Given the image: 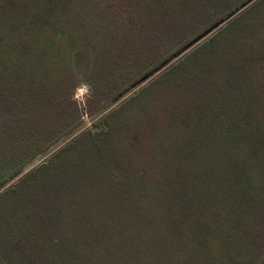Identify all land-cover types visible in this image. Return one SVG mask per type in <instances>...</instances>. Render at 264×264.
Wrapping results in <instances>:
<instances>
[{
	"label": "trees",
	"instance_id": "obj_1",
	"mask_svg": "<svg viewBox=\"0 0 264 264\" xmlns=\"http://www.w3.org/2000/svg\"><path fill=\"white\" fill-rule=\"evenodd\" d=\"M227 1L0 0V182L80 123L77 87L94 113L246 0ZM250 31L264 50V0L0 192V264H264V65L211 45ZM243 180L250 210L222 194Z\"/></svg>",
	"mask_w": 264,
	"mask_h": 264
},
{
	"label": "rangeland",
	"instance_id": "obj_2",
	"mask_svg": "<svg viewBox=\"0 0 264 264\" xmlns=\"http://www.w3.org/2000/svg\"><path fill=\"white\" fill-rule=\"evenodd\" d=\"M235 1L236 0H228L226 5H230V4L234 3ZM253 1H255V0H248L244 4V6L242 8H239L233 15L230 14V15L226 16L225 18H223L222 20H220L217 27L210 30L209 33L204 35L196 43L199 44L201 41L207 40L208 37L212 33H214L219 27L225 25L232 17L237 15L241 10H243V8L248 6ZM231 40H232L231 44L236 43V46L241 48V50L238 49L237 51H235L236 55L233 58L237 59L240 56V54H244L245 55V61H246L247 65H254V66H259V67L264 65V50L261 47L262 41H260L255 35H253V33H251V31H250V34H249V32H247V34L244 37L242 36V38H239V36H237V35L235 36V39L233 37H232V39L230 37H229V39H227V37H222V36L214 37L211 45L214 46V45L218 44L219 42L228 43ZM197 44H195L194 46L193 45L190 46L189 48L185 49L183 52H181L177 56H174V58H172L171 61H168V63L163 68L159 69L158 71H156L152 75L143 79L139 84L131 86L129 88L127 87V89L124 91L123 94H121L119 96L118 99L111 101V102H108V103H104L100 107L99 110L95 111L92 114H87L85 111V105L87 103V100L90 98L89 88L85 85H80L79 87H77L75 89V91L73 92L72 98L77 102L78 106L81 109V112H82L81 121H80L81 123L79 125H77L76 127H74L72 130H70L69 132H67L66 134H64L63 136H61L58 140H56L54 143H52L50 146H48L45 150H43L39 154L32 157L29 161H27L25 164L20 166L16 171L8 174L3 179V181L0 183V192H2L4 189H6L7 187L14 184V182L16 180H18L20 177H22L23 175H25L26 173L31 171V169H33L34 167H36L39 164H41L42 162H44V160H47L52 155V153L54 151H56L61 146H63L64 144H66L67 142H69L70 140L75 138L83 130L89 129V128L93 131L98 130L100 128L103 116L105 114H107L112 108H114L118 102L120 103L122 100L126 99L130 95L135 94V92L138 91L140 88H142L146 83H148L149 80H151L154 76L160 74L166 66H168V65L170 66V65L176 63L186 53H188L191 49H193ZM222 59H223V57H222ZM248 59H249V62H248ZM250 62H252V63H250ZM136 66H138V68H141V67H144L145 65H136ZM252 76H254V75H252ZM23 126H24V129L27 128L28 131H33V132H30L27 135H25V137H24L25 142H23V143H21V145H19L22 147V149L20 151V156H23V155L27 154L29 151H31L41 140V135L40 136L35 135V132H34L37 129H42V125L37 123L36 120L27 122ZM249 129H250V138L251 139L253 137L257 138V136H260L262 134L264 135V133L258 131V128L255 125H251V128H249ZM0 163H2V162L0 161ZM246 164H248V163H246ZM237 173H238V171L236 170L234 172V175H233L236 178H237ZM242 184H243L242 188H239L235 185L236 188L238 189L237 192L233 191V190H227V191L223 192L222 194L227 198H229V197L235 198V195H237V198L241 199L239 203H242L243 205L245 204L244 205L245 209L250 210L252 208L253 203L250 202L249 199L244 197V195H245L244 192L246 193L247 186L245 185L244 180H243ZM242 184H240V185H242ZM248 192L246 193L247 196H249ZM224 196L218 195V196H216V199L222 200L225 198ZM236 213H237V211H235V213L232 215V218H233V220H238L240 225H241V223H243L242 215L238 216V215H236ZM263 218H264V216H263ZM4 224L5 223H2L0 225H4ZM0 235H4L3 230L0 231ZM14 260H17L16 256H14ZM13 264H16V263L13 262Z\"/></svg>",
	"mask_w": 264,
	"mask_h": 264
},
{
	"label": "water",
	"instance_id": "obj_3",
	"mask_svg": "<svg viewBox=\"0 0 264 264\" xmlns=\"http://www.w3.org/2000/svg\"><path fill=\"white\" fill-rule=\"evenodd\" d=\"M248 0H246L245 2H243L237 9H235L231 14L233 15L239 8H242L243 6H244V4L247 2ZM223 19V18H222ZM222 19H220V20H222ZM220 20H218L216 23H214L211 27H209L207 30H205L203 33H201L200 35H198L197 37H195L194 39H192L191 41H189L187 44H185L184 46H182L180 49H178L177 51H175L173 54H171L169 57H167L166 59H164L161 63H159L158 65H156L155 67H153L152 69H150L148 72H146L145 74H143L141 77H139L137 80H135L134 82H132L129 86H127L128 88L129 87H131V86H134V85H137V84H139L143 79H145V78H147L148 76H150V75H152L153 73H155L156 71H158L159 69H161V68H163L167 63H168V61H171L172 60V58H174V56H177L178 54H180L181 52H183L185 49H187V48H189L190 46H194L195 44H197L196 42L198 41V40H200L204 35H206L207 33H209L210 32V30H212V29H214L215 27H217L218 26V23L220 22ZM169 66V65H168ZM168 66H166V67H168ZM165 67V68H166ZM164 68V69H165ZM163 69V70H164ZM162 71V70H161ZM157 76V75H156ZM156 76H154L153 78H155ZM152 78V79H153ZM127 87L125 88V89H123L120 93H118L115 97H113L111 100H109L108 102H111V101H114V100H116V99H118L119 98V96L121 95V94H123L124 93V91L127 89ZM137 92V91H136ZM135 92V93H136ZM107 102V103H108ZM119 103V102H118ZM117 103V104H118ZM100 109V108H99ZM98 109V110H99ZM81 123V122H80ZM79 123V124H80ZM79 124H77V125H79ZM76 125V126H77ZM75 126V127H76ZM74 128V127H73ZM72 128V129H73ZM71 129V130H72ZM70 131V130H69ZM68 131V132H69ZM45 150V149H44ZM47 160H44V162H46ZM3 181V180H2ZM1 181V182H2ZM0 182V183H1Z\"/></svg>",
	"mask_w": 264,
	"mask_h": 264
}]
</instances>
